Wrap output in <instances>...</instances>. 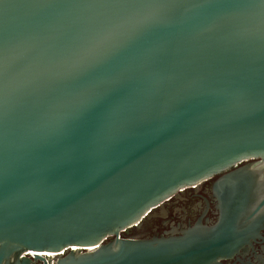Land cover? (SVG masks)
<instances>
[{
    "label": "water",
    "instance_id": "water-1",
    "mask_svg": "<svg viewBox=\"0 0 264 264\" xmlns=\"http://www.w3.org/2000/svg\"><path fill=\"white\" fill-rule=\"evenodd\" d=\"M220 174L213 225L122 237ZM263 224L264 0H0V264H219Z\"/></svg>",
    "mask_w": 264,
    "mask_h": 264
},
{
    "label": "flooded vegetation",
    "instance_id": "flooded-vegetation-1",
    "mask_svg": "<svg viewBox=\"0 0 264 264\" xmlns=\"http://www.w3.org/2000/svg\"><path fill=\"white\" fill-rule=\"evenodd\" d=\"M221 175L178 191L122 237L145 239L153 236H179L182 231L196 223L201 226L213 225L219 211L212 186ZM219 264H264V224L249 246L239 248L230 258L221 260Z\"/></svg>",
    "mask_w": 264,
    "mask_h": 264
}]
</instances>
